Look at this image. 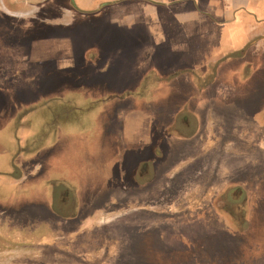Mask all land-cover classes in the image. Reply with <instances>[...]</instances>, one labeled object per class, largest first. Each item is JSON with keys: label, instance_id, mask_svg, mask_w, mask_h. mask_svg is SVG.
<instances>
[{"label": "rangeland", "instance_id": "1", "mask_svg": "<svg viewBox=\"0 0 264 264\" xmlns=\"http://www.w3.org/2000/svg\"><path fill=\"white\" fill-rule=\"evenodd\" d=\"M94 18L90 12L83 16L67 7L66 0H0V74L36 73L25 65L29 42L35 54L51 50L47 62L66 61L59 56L65 52L60 49L69 43L75 52L76 45L84 44L97 28ZM92 54L90 48L83 56ZM262 68L256 89L239 90L233 101L243 112L251 114L257 106L254 91L264 95ZM24 85L0 83V198H4L0 201V264H252L251 257L264 250V147L257 145L264 140V129L248 127L241 132L228 125L226 132L218 131L211 138L214 145L219 141L215 136H222L227 154L232 155L235 142L241 138L244 142V161L235 163L234 156L227 155L225 181L229 183L218 194L202 189L193 162L159 163L156 180L139 187L134 182L148 179L151 163H138L141 171L131 183L132 164L155 149L167 151L165 146H155L163 123L150 113L154 106L147 105L149 99L134 97L131 110L151 114L150 145L141 137L140 124L135 133L120 130L112 105L85 95V82L59 83L54 87L56 98L36 93L42 90L31 93L35 94L29 100H22L18 91L8 94L7 90ZM97 90L100 97V85ZM53 111L60 113L57 121L52 120ZM175 117L190 128L189 116L180 112ZM211 149L213 154L214 146ZM237 150L241 153V147ZM27 154L31 155L28 178L6 181L4 173L12 167L11 161ZM124 183L131 184L130 194L112 195L93 213L83 210L68 221L58 216L63 215L58 206L55 213L26 205L12 207L16 197L33 204L67 190L70 200L76 189L83 194L86 186L94 184L92 189L103 195ZM80 197L85 201L87 196ZM255 238L262 248L253 243L258 241Z\"/></svg>", "mask_w": 264, "mask_h": 264}, {"label": "crops", "instance_id": "2", "mask_svg": "<svg viewBox=\"0 0 264 264\" xmlns=\"http://www.w3.org/2000/svg\"><path fill=\"white\" fill-rule=\"evenodd\" d=\"M66 2L67 7L76 8L77 13L83 16L90 12L95 17L97 28L92 30L91 37L85 38L84 44L75 46V52L69 43L60 49L59 52H65L59 53V56L67 58L66 61L47 62V58L51 60V50L35 54V48H31L33 44L29 42L25 65L26 68L36 69V73L21 77L0 74V83H25L21 89L7 90L8 94L18 91L22 93V100H29L35 94L31 93L42 90L36 93L56 98L54 87L59 83L65 82L74 86V82H85V95L89 98L106 99V103L111 104L114 109L113 117L118 121V128L124 133H135L134 127L140 124L141 137L150 145V141H153L148 135L151 114L156 115L163 123L159 141L155 146H165L167 151L163 153L162 150L160 152L155 149L146 158L140 156L132 164L133 170L128 173L131 183L141 171L137 167L140 162L151 163V170L148 172L153 175L147 173L146 176H150H145L148 181L134 182L136 186L145 188L148 182L156 180L159 163L193 162L194 177L203 180L202 184L199 182L203 190L218 194L225 189L229 183L225 181L227 155L234 156L235 163L244 161V142L242 138L240 142H235V152L232 155L227 154L226 146L221 142L222 136H215L216 141H219L214 145L211 144V138L218 131L221 135L226 132L228 125L233 126L234 130L240 129L241 132L248 127L254 130L264 129V95L252 92L259 100L251 114L249 110L243 112V108L235 106L237 103L233 102L239 96V90H245L248 86L256 89V81L263 75L259 67H264V0ZM90 48L93 51L92 56H83ZM41 54L42 59L38 61ZM245 68L246 71H243ZM36 85H41V88ZM98 85L102 89L100 97L97 94ZM134 97L149 99L150 104L147 105L154 106L150 110L151 114L131 110V100ZM180 112L190 117V128L185 129V122L181 120L177 122L175 116ZM51 113L56 119L52 120L57 121L60 113ZM221 145L224 150L219 151ZM257 145L264 147V140L262 144L257 142ZM238 147H241V153L237 152ZM30 157L29 154L21 155L19 159L11 161L12 167L4 173L5 180L12 178L11 180L24 182L30 171ZM0 180L2 181L1 176ZM92 186H86L87 191L83 194H79L76 189L77 192L70 193V200L66 198L67 190L58 194L51 193L33 204L19 201L16 197L12 207L26 205L55 213L54 206H58L63 214L58 216L68 221L83 210L93 213L99 207L97 205L107 204L112 195L130 194L131 190V184L127 186L124 183L119 185L117 191H104L103 195H98ZM18 187L19 185L17 189ZM82 195L87 196L85 201L81 199ZM2 199L4 198H0V201ZM259 242L258 240L253 243L259 247ZM257 253L251 257L252 264H264V250Z\"/></svg>", "mask_w": 264, "mask_h": 264}]
</instances>
